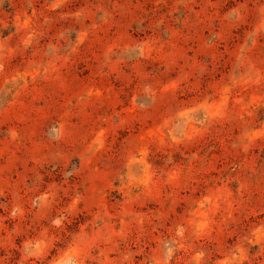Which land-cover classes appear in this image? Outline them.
<instances>
[{
  "label": "rangeland",
  "instance_id": "1",
  "mask_svg": "<svg viewBox=\"0 0 264 264\" xmlns=\"http://www.w3.org/2000/svg\"><path fill=\"white\" fill-rule=\"evenodd\" d=\"M0 264H264V0H0Z\"/></svg>",
  "mask_w": 264,
  "mask_h": 264
}]
</instances>
